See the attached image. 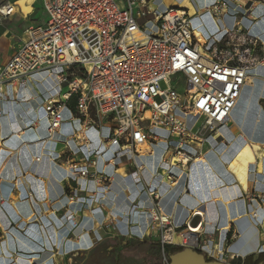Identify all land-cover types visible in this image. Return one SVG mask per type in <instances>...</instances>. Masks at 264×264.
<instances>
[{
  "label": "built area",
  "instance_id": "built-area-1",
  "mask_svg": "<svg viewBox=\"0 0 264 264\" xmlns=\"http://www.w3.org/2000/svg\"><path fill=\"white\" fill-rule=\"evenodd\" d=\"M175 1L174 6L158 12L152 7L153 0H40L46 20L25 29V40L0 64V116L6 114L7 102L23 97L31 81L43 84L36 79L37 71L42 70L39 75L52 76L47 96H37L47 121V136L41 140L44 152L55 151L54 134L60 133L65 123L69 125L65 140L76 146H88L86 133L93 126L105 128L107 135L102 141L116 147L110 163L118 166L127 160L137 171L143 169L139 159L144 152L139 147L144 144L161 147L171 155L183 152L192 161L203 148L215 147L219 129L231 122L244 86L252 83L255 75L251 70L264 65V52L259 40L237 25L234 31L223 30L228 37L223 33L214 41L200 32V41L194 33L193 14L179 5L182 0ZM231 5L233 9L242 7L239 0H214L201 12L219 29L216 20L224 17ZM12 13L13 4L0 5V16ZM172 79L176 85L183 83L184 93L170 84ZM160 81L167 88L162 89ZM50 87L57 91L51 93ZM26 96L35 98L30 93ZM72 98L74 110L65 120L64 111ZM188 115L193 117L190 124ZM156 129L159 131L154 133ZM4 140L0 135V146ZM66 150L71 151L68 143ZM48 157L55 163L60 159ZM65 163L75 183L78 179L97 186L109 182L108 176L91 172L87 166L76 167L69 160ZM170 167L176 164L170 162ZM174 177L171 173L167 176L170 181ZM148 196L151 233L162 250L165 245L205 250L212 234L198 238L192 234L198 225L175 227L157 205L156 189L148 191ZM75 198L72 193L65 194L59 202L65 205ZM239 235L232 232L223 248L211 246L206 254L219 260L228 258L229 244ZM189 236L194 237L192 243ZM231 257L238 254L231 253ZM165 262L168 264V258Z\"/></svg>",
  "mask_w": 264,
  "mask_h": 264
},
{
  "label": "crops",
  "instance_id": "crops-1",
  "mask_svg": "<svg viewBox=\"0 0 264 264\" xmlns=\"http://www.w3.org/2000/svg\"><path fill=\"white\" fill-rule=\"evenodd\" d=\"M187 1L189 13L195 16L201 12L202 0ZM5 3L13 4L15 9L8 16H0V64L25 40L24 30L46 18L40 0H1L0 5ZM175 4V0H153L152 7L161 12ZM36 11L44 16L36 17ZM245 18L255 20L234 22L224 16L216 20L219 29L200 28L194 21L192 24L209 41L217 40L224 29L237 25L257 38L264 52L262 3L256 1L247 8ZM255 70L258 75L254 74L252 83L244 86L231 112V122L222 126L215 138L217 144L200 154L205 161L199 157L188 168L185 166L189 162L170 167L171 158L178 155L161 152V147L149 143L139 159L143 165L139 171L127 160L118 166L110 163L116 147L102 141L107 131L98 125L86 133L88 146H76L65 140L64 133L69 131L65 123L62 131L54 134L55 151L44 152L41 140L47 136V121L37 96L46 97L49 88L31 81L23 97L7 102V112L0 116V135L5 138L2 147L8 150L0 157V264H121L117 238L106 233L104 221L115 222V231L125 239L156 243L148 218L152 204L148 191L155 189L159 193L157 205L171 217L175 227H183L194 215L199 216V230L192 234L198 238L213 235L206 251L211 246L223 248L229 231L234 230L240 235L231 242L230 250L238 257H231L230 253V258L243 261L255 252H264V156L260 172L256 163L248 166L246 188L236 182L227 168L242 145L254 143L264 148V65ZM37 74H42V70ZM245 88L250 92L239 109ZM26 93L35 98L29 100ZM68 105L65 120L74 110L75 100L70 99ZM35 119L38 121L33 125ZM39 154L41 159L36 161ZM49 155L60 159L52 162ZM68 160L76 167L87 166L91 172L108 176L109 182L101 189L90 180L78 179L75 183L64 167ZM170 173L175 176L171 181L167 178ZM173 183L176 184L171 187ZM70 193L76 196L75 200L62 205L60 198ZM249 238L255 241L253 247H249Z\"/></svg>",
  "mask_w": 264,
  "mask_h": 264
},
{
  "label": "rangeland",
  "instance_id": "rangeland-1",
  "mask_svg": "<svg viewBox=\"0 0 264 264\" xmlns=\"http://www.w3.org/2000/svg\"><path fill=\"white\" fill-rule=\"evenodd\" d=\"M185 1L188 3L187 0H183L180 5L188 7L187 5L184 4ZM256 1H259L260 3H262V5L264 7V1L263 0H239V3L241 4L242 7H237L235 9H233L234 5H231V7H230L228 13L225 15V17L233 19L234 22L240 21V19H245V20L247 19V21L249 23L254 21L255 20L254 18H250V19L245 18V13H246V9L249 8ZM0 4H1V0H0ZM37 5H39V3H37ZM253 14L256 16L255 12ZM248 15H251L250 11L248 12ZM35 16L38 17V18H42L44 16V14L42 15V12L36 11L35 12ZM45 20H46V18H45ZM144 20H145V18L139 20V22L142 23ZM193 21L200 28H214V29H216L212 18L207 13L198 12L193 17ZM229 29L234 31V29H236V28H234L233 25H232L231 27H229ZM223 33L225 34V32H223ZM225 37H228V35L225 34ZM40 69H43V67L40 68ZM170 84L175 86L176 90L179 93H184V85H183V83H180V84L176 85L175 79H172V80H170ZM50 86H51V84H50ZM160 87L162 89L167 88V84L164 81H160ZM50 91L52 93H54V92L57 91V88L56 87H50ZM249 92H250V89L249 88H245V90L243 91V94H242L241 102L238 104L237 108H239V109L242 108V106L245 103V100H246ZM188 121H189V124H190L191 123V119L188 118ZM159 150L161 152H163V149L159 148ZM169 150H172V149H169ZM203 151H204V148L202 149V152ZM172 154L174 155L176 153L173 152ZM198 157H200V155H197V157H195V159L193 161L197 160ZM202 157L203 156H201V158ZM203 159L204 158L200 159V161H205V159L204 160ZM189 160H188L189 164H187L185 166L186 168H188V166L193 163L192 160H190V161ZM172 161L175 162L174 160H172ZM99 188L101 189L102 187L99 186ZM104 223H105L106 233H108V235H110L112 237H116L117 238L115 244L117 245V253H118L117 256H118L121 264H166L165 261L168 258V254H166L165 250H162L161 246L159 245V243L157 241L155 243V242H152L151 240L141 242V241H138V240H133V239H128V238L125 239V238H123L124 236L120 235L119 233H117L115 231L116 230L115 222H113L110 219V220H107L106 222L104 221ZM195 228H197V227H195ZM113 235H116V236H113ZM208 248H209V246H208ZM233 259L234 258H230V256H229L228 258L223 259L221 261H224V262H227V263H230V262L240 263L241 262V264H244V263H242V259L241 258H237L236 260H233Z\"/></svg>",
  "mask_w": 264,
  "mask_h": 264
},
{
  "label": "bare ground",
  "instance_id": "bare-ground-1",
  "mask_svg": "<svg viewBox=\"0 0 264 264\" xmlns=\"http://www.w3.org/2000/svg\"><path fill=\"white\" fill-rule=\"evenodd\" d=\"M184 4L187 5V6H189V4L186 1L184 2ZM206 4H209V2L206 1V0H202V6L204 7ZM261 27H262V25H261ZM194 33L199 38V40L201 39L200 41L203 40L202 37H201V35L199 34V31L195 30ZM261 38H263V37L261 36ZM251 74L252 75H254V74H257L258 75V73L255 70V68L251 70ZM51 77L52 76H48V75H45V76L44 75H38L36 77V79H38L40 82H42L43 84H45L48 87L51 84ZM250 79H251V77H250ZM188 118L192 119L193 117H191L190 115H188ZM157 131H159V130H157ZM160 132H162V131H160ZM19 136H20V134H19ZM148 147H149V145L144 144V145H141L139 147V150L140 151H143L144 154H145V152L147 151V148ZM7 153H8V150H6L2 146H0V157H3V155H5ZM197 155H200V154H197ZM197 155L195 157H197ZM263 156H264V148H262L258 144L246 143V144L242 145L239 148V150L235 153V155L233 156V158L227 164V168L234 175L235 179L237 180L236 182H238L242 187L246 188L247 176H248V172H247L248 171V166L251 163H256L257 164V169L260 172V170L262 169V165H263V164L261 165V159H262ZM189 159H190V157H188V155H186L183 152H179L178 156H176V157L173 156L171 158V161L172 160L175 161V162H171V163L172 164H176V163L180 162V163H184L185 164L186 162H188ZM175 184L176 183H173L170 186L171 187H174ZM197 230H199V229L197 228V229H194L192 231H197ZM188 238H190V242L192 243L193 240H194V237H190L189 236ZM254 242L255 241H252V239L249 238V247H253Z\"/></svg>",
  "mask_w": 264,
  "mask_h": 264
},
{
  "label": "water",
  "instance_id": "water-1",
  "mask_svg": "<svg viewBox=\"0 0 264 264\" xmlns=\"http://www.w3.org/2000/svg\"><path fill=\"white\" fill-rule=\"evenodd\" d=\"M199 223V216L194 215L189 224L197 226ZM260 256V252L253 253L252 259L256 261ZM168 264H230L219 259L210 257L205 252L200 251L194 247H183L180 250L168 254ZM256 264H264V259Z\"/></svg>",
  "mask_w": 264,
  "mask_h": 264
},
{
  "label": "trees",
  "instance_id": "trees-1",
  "mask_svg": "<svg viewBox=\"0 0 264 264\" xmlns=\"http://www.w3.org/2000/svg\"><path fill=\"white\" fill-rule=\"evenodd\" d=\"M180 249H182V247H180V246H172V245H165L164 246V250H165L166 254L172 253V252L180 250ZM252 255L253 254L247 256L245 260L249 261L251 259ZM260 257L262 259H264V252L260 253Z\"/></svg>",
  "mask_w": 264,
  "mask_h": 264
},
{
  "label": "flooded vegetation",
  "instance_id": "flooded-vegetation-1",
  "mask_svg": "<svg viewBox=\"0 0 264 264\" xmlns=\"http://www.w3.org/2000/svg\"><path fill=\"white\" fill-rule=\"evenodd\" d=\"M232 232H234V230H230V231H229V235H228L227 238H229V237L231 236ZM235 232H236V231H235ZM234 241H235V240H234ZM198 250L203 251V252L206 253V251L203 250V249H198ZM252 256H253V255H252ZM261 260H263V259H262L260 256H259V258H258L256 261H254V260L252 259V257H251V259H250L249 261L243 260L242 263H244V264H256L257 262H259V261H261Z\"/></svg>",
  "mask_w": 264,
  "mask_h": 264
}]
</instances>
